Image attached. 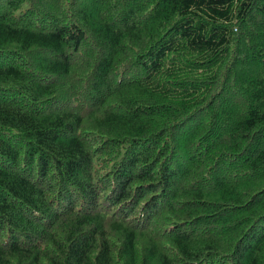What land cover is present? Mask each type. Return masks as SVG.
Instances as JSON below:
<instances>
[{
    "label": "trees",
    "instance_id": "16d2710c",
    "mask_svg": "<svg viewBox=\"0 0 264 264\" xmlns=\"http://www.w3.org/2000/svg\"><path fill=\"white\" fill-rule=\"evenodd\" d=\"M0 264H264V0H0Z\"/></svg>",
    "mask_w": 264,
    "mask_h": 264
}]
</instances>
